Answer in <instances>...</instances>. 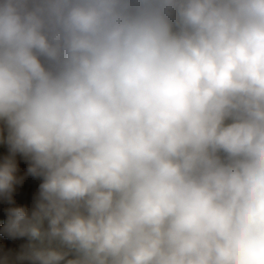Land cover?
I'll use <instances>...</instances> for the list:
<instances>
[{
    "label": "clouds",
    "instance_id": "9594fccd",
    "mask_svg": "<svg viewBox=\"0 0 264 264\" xmlns=\"http://www.w3.org/2000/svg\"><path fill=\"white\" fill-rule=\"evenodd\" d=\"M0 146V264H264V0H0Z\"/></svg>",
    "mask_w": 264,
    "mask_h": 264
},
{
    "label": "trees",
    "instance_id": "16d2710c",
    "mask_svg": "<svg viewBox=\"0 0 264 264\" xmlns=\"http://www.w3.org/2000/svg\"><path fill=\"white\" fill-rule=\"evenodd\" d=\"M6 147L0 149V153H6ZM21 174L26 171V164L20 161ZM38 188V183L26 179L25 183L17 187V191L13 194L14 200L17 205L27 204L31 206L33 197L35 195L36 189ZM6 201L0 200V227L3 226L7 218V208L10 207ZM26 241L24 239H9L7 236L0 233V255L4 253H16L19 251L20 246Z\"/></svg>",
    "mask_w": 264,
    "mask_h": 264
},
{
    "label": "crops",
    "instance_id": "0c3cea01",
    "mask_svg": "<svg viewBox=\"0 0 264 264\" xmlns=\"http://www.w3.org/2000/svg\"><path fill=\"white\" fill-rule=\"evenodd\" d=\"M3 146H0V149L2 148Z\"/></svg>",
    "mask_w": 264,
    "mask_h": 264
}]
</instances>
